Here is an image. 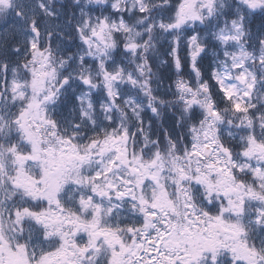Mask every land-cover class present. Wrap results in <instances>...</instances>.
Segmentation results:
<instances>
[{"label": "rangeland", "instance_id": "374dc122", "mask_svg": "<svg viewBox=\"0 0 264 264\" xmlns=\"http://www.w3.org/2000/svg\"><path fill=\"white\" fill-rule=\"evenodd\" d=\"M153 5L161 7L152 14L151 45L153 52L159 51L152 71L138 54L149 29L141 14ZM200 45L202 54L195 57ZM176 49H184L190 62L188 69L182 67L184 78L175 88L158 74L169 68L166 54ZM162 91L183 96L188 110L195 109L194 118L205 119L208 105L219 114L207 118L199 131L191 127L195 139L185 157L173 151L179 140L169 132H162V138L148 137L155 130L149 131L151 124L157 132L162 130L157 124L161 114L166 124L170 122ZM8 140L28 147L30 167L44 171L40 180L45 194L54 189L55 178L66 176L76 185L78 197L88 201L92 193L100 197L105 183L112 196L128 189L135 178L142 181L141 176L152 173L157 179L152 189L159 199L156 206L175 215L173 199L179 197L174 194L170 202L163 189H189L188 197L202 198L206 211L211 212L212 203L232 215V244L220 240L217 252L225 246L226 253L232 249L236 264H264V0H0V144ZM149 142L157 147L147 165L131 160L122 166L129 160L128 145L132 143V158H142V147ZM206 144L216 146L203 160ZM70 153L81 162L66 160ZM89 174L100 179L97 186L90 187ZM107 203L99 219L105 220L102 230L110 240L98 251L89 249L88 238L78 248L85 254L77 264H101L102 258L116 255L114 233L121 218L150 220L143 204L120 206L115 198ZM96 205L89 203L86 209L92 215L88 225ZM33 214L29 228L39 224L43 214L44 222L53 224L47 209ZM248 224L259 234H249ZM213 229L211 237H217ZM257 235L263 254L247 242ZM34 237L29 229V239ZM60 237L62 250H67L69 234L62 231ZM176 241L180 239L174 237L168 244L171 251ZM182 246L177 245L179 250ZM190 249L194 252H183V258L199 255V245ZM168 258L165 262L171 264Z\"/></svg>", "mask_w": 264, "mask_h": 264}, {"label": "flooded vegetation", "instance_id": "af4514ba", "mask_svg": "<svg viewBox=\"0 0 264 264\" xmlns=\"http://www.w3.org/2000/svg\"><path fill=\"white\" fill-rule=\"evenodd\" d=\"M39 34L37 30L36 36ZM22 45L25 48L24 44ZM151 129L150 125L149 131ZM148 137L154 138L151 134ZM42 138L44 139V135ZM131 146L132 143L125 148L129 160L122 161L123 167H127L131 160L136 161L137 165H147L154 157L157 147L149 142L142 147L144 154L142 158H132L130 155L134 151ZM9 149H12V152H9ZM27 150L28 147L24 143L14 144L11 140L0 144V264H66L67 261L70 264H77L85 254L78 248L86 244L88 238L91 241L89 249L94 248L99 251L100 246L103 247L104 243L110 240L109 233L102 230L106 224L105 220L101 217L99 219L106 209L109 198H115L120 206L135 205V203H137L136 207L140 204L145 205V216L149 215L150 220L149 222L123 218L118 220L117 231L114 233L117 243L116 255H112L110 259L102 258L101 264H167L165 260L169 256L171 264H183L182 261H185V264H232V262L236 264L232 258V249L226 253L225 246H222L220 252H217L215 246L216 243H221L220 240L226 242L227 239L229 244H232V215L221 212L219 207L212 203L208 205L211 207L208 208L211 212L206 211L202 198L188 197L189 193H192L191 190L175 189L173 185L163 189L168 199L170 198V202L174 194L179 197V199H173V202L177 203L176 210H178L175 215L171 213L168 215L163 207L156 206L159 202L156 201L157 198L154 199L152 189L156 188L157 179L152 177L154 176L152 173L141 176L142 181L135 178L134 182L130 181L127 184L128 189L116 192L112 196L108 194L109 184L105 183L104 188L100 190V197L92 193L88 201H85L82 196L78 197L76 185L66 176H63V179L55 178L54 187H52L54 189L45 194V186L40 180L45 176L44 171L30 167L31 161L28 160ZM114 152L118 153L117 150ZM119 154L122 155L123 152L119 150ZM66 160L81 162L80 158L73 153H70ZM94 164V167L100 165ZM229 170L230 173L227 176L231 188L228 192H232V166ZM89 176L90 187L97 186L100 179L93 178L91 174ZM124 177H126L125 174ZM110 190L114 192L115 186H111ZM123 193L125 195L121 197ZM220 195L227 196L226 193H220ZM224 201L226 202L225 199ZM89 203L97 204L96 216L90 225L86 222L92 218L86 210ZM44 209H47L46 216L53 220V224L45 223L43 220L45 214H43L37 220L39 224L29 228L30 213L37 214ZM183 211L186 212L184 216H181ZM77 216L80 219H76ZM253 227L254 225H247L249 234H259L255 229L252 230ZM213 228L218 233L217 237H211L215 234ZM29 229L35 233L34 238L29 239ZM62 231L69 234L67 250L61 248L60 233ZM44 234H47V237ZM49 235H52L53 239L52 237L49 239ZM173 236L180 241L175 242L176 246L171 251L168 244L174 239ZM257 236L247 242L256 252H261V246H258L261 239L259 235ZM42 241H46L50 247L46 249ZM194 244L199 245V255L195 258L190 255L183 258V252L190 251L191 254L194 252L190 249V246ZM33 245L37 247L33 248ZM177 245L183 246L179 250ZM206 250L208 252H205ZM44 252L48 253L42 255ZM173 252H175L174 256Z\"/></svg>", "mask_w": 264, "mask_h": 264}, {"label": "trees", "instance_id": "16d2710c", "mask_svg": "<svg viewBox=\"0 0 264 264\" xmlns=\"http://www.w3.org/2000/svg\"><path fill=\"white\" fill-rule=\"evenodd\" d=\"M159 8L161 6H158ZM152 10L150 8H147L144 13L141 14V17H145V19L149 23V31L151 29L152 36H153V25H152ZM155 31V30H154ZM151 36V37H152ZM148 40V37H147ZM150 40V39H149ZM181 45V44H180ZM181 47H185L184 45ZM153 47L149 43L148 45V52L147 48L143 50V60L150 61L151 65H154L152 63V60L156 61L155 58L157 54L159 53L158 50H154ZM164 50V46L161 47V51ZM169 68L166 71L160 72L158 75L163 77L164 82L167 84L168 82L172 84L175 88L177 87L178 83H182V80L184 78L185 71L182 70L183 68L188 69L190 62V59L184 51V49H176L174 53L166 54V59ZM174 60H178L181 68L177 70L178 66L176 65ZM163 96L161 97L163 99L162 103L167 109H170V122L166 124L165 122V114L161 116V121H158L157 124L161 125H170L171 126V135L172 137L179 140V143L177 144L178 147L174 148V152L177 151V153L182 154L183 156H186V146L190 148L191 144L194 143L195 136L192 133L191 127H196L200 125H205V120L198 119V116L194 118L193 111L195 109L191 108V111L188 110V103L184 101V97L181 98L178 97L175 94H167L166 91H162ZM158 96V95H157ZM159 98V97H158ZM169 127V126H168ZM197 132V131H196Z\"/></svg>", "mask_w": 264, "mask_h": 264}, {"label": "water", "instance_id": "95a60500", "mask_svg": "<svg viewBox=\"0 0 264 264\" xmlns=\"http://www.w3.org/2000/svg\"><path fill=\"white\" fill-rule=\"evenodd\" d=\"M199 50H201V47H199L198 51H199ZM198 53H199V52H198ZM203 92H206V89H203ZM207 110H208V112H209L210 115H215L214 113H212V108H211V106H208ZM210 151H211V148H210V147H206V148H205V152H204L205 155L208 156L209 153H210Z\"/></svg>", "mask_w": 264, "mask_h": 264}]
</instances>
